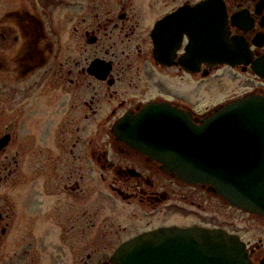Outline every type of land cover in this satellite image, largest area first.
Listing matches in <instances>:
<instances>
[{
  "label": "flooded vegetation",
  "instance_id": "flooded-vegetation-1",
  "mask_svg": "<svg viewBox=\"0 0 264 264\" xmlns=\"http://www.w3.org/2000/svg\"><path fill=\"white\" fill-rule=\"evenodd\" d=\"M257 101L264 0H0V264H113L172 228L225 231L264 264V217L126 136L219 116V154L264 167Z\"/></svg>",
  "mask_w": 264,
  "mask_h": 264
},
{
  "label": "water",
  "instance_id": "water-1",
  "mask_svg": "<svg viewBox=\"0 0 264 264\" xmlns=\"http://www.w3.org/2000/svg\"><path fill=\"white\" fill-rule=\"evenodd\" d=\"M254 106L264 107L257 101ZM204 129H137L126 136L143 139L164 168L192 185L210 186L230 204L264 217V167L244 164L219 154L227 144L219 130V116ZM250 134L256 129H246ZM258 130V129H257ZM264 131V128L261 129ZM231 140V139H230ZM158 147V148H157ZM205 251V252H204ZM113 264H251L245 244L221 230L203 228L162 230L122 248Z\"/></svg>",
  "mask_w": 264,
  "mask_h": 264
}]
</instances>
